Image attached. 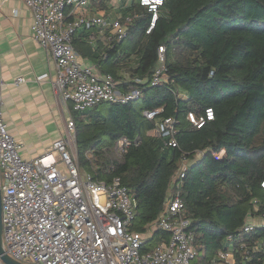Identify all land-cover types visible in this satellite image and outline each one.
Listing matches in <instances>:
<instances>
[{"label": "trees", "instance_id": "1", "mask_svg": "<svg viewBox=\"0 0 264 264\" xmlns=\"http://www.w3.org/2000/svg\"><path fill=\"white\" fill-rule=\"evenodd\" d=\"M119 10L121 17H132L124 40L100 38L94 47L88 39L93 29H79L72 43L99 73L112 75L121 92L140 89L142 95L83 112L71 105L81 167L107 182L121 178L138 201L134 228L143 231L163 211L183 158L225 147L223 162L208 153L182 179L185 217L197 248L192 264H214L220 250L243 243L250 259L237 264H264V247L253 249L264 239V227L240 230L251 217L264 220V0H164L151 32L152 13L140 0H122ZM161 46L167 81L153 86ZM207 109L214 119L201 127L188 120L190 112L199 118ZM145 110L159 112L149 120ZM167 118L179 122L177 147L150 134ZM122 137L130 146L118 159L111 147ZM169 235L157 231L147 248Z\"/></svg>", "mask_w": 264, "mask_h": 264}, {"label": "built area", "instance_id": "2", "mask_svg": "<svg viewBox=\"0 0 264 264\" xmlns=\"http://www.w3.org/2000/svg\"><path fill=\"white\" fill-rule=\"evenodd\" d=\"M33 14L32 30L38 44L55 63L56 78L50 73L37 77L50 79L56 97L77 112H83L103 102L129 103L140 99L142 91L121 92L114 77L100 75L87 65L75 50L72 37L79 29H98L111 41L126 38L132 17L107 18L106 14L80 15L69 19L67 8L87 7L93 0H23ZM164 0H140L152 13L147 32L155 27ZM16 13V11H15ZM160 65L151 84L167 81L165 47L159 48ZM25 82L24 77L15 84ZM4 97L0 83V185L2 193L3 244L5 252L25 264H192L197 256L195 235L191 221L185 217V205L180 188L186 172L206 154L223 162L227 149L197 151L194 158H183L169 190L164 209L159 217L139 231L134 228L138 201L120 177L110 182L97 179L81 167L76 144V125L73 117L66 125V136L55 140L49 149L32 159L21 155L22 144L9 131L4 120ZM159 111L145 110L143 115L154 120ZM214 119L213 109L199 118L188 114V120L201 127ZM176 118L157 123L150 134L164 139L167 147H177ZM130 140L120 138L111 151L123 158ZM93 157V151L86 153ZM95 169H97L95 167ZM264 188V181L262 182ZM257 204V201H254ZM257 207V205H256ZM264 220L249 218L240 229L241 234L263 228ZM165 231L169 239L150 249L147 241L157 231ZM230 235L228 242L233 243ZM246 245L220 250L214 264L246 262ZM264 247V239L254 250ZM241 251V253H240ZM0 264L2 261L0 259Z\"/></svg>", "mask_w": 264, "mask_h": 264}, {"label": "crops", "instance_id": "3", "mask_svg": "<svg viewBox=\"0 0 264 264\" xmlns=\"http://www.w3.org/2000/svg\"><path fill=\"white\" fill-rule=\"evenodd\" d=\"M97 2L93 0L89 6L76 10L68 7L69 19L95 14L121 17L122 0H118L119 8L113 13L111 6L106 7L109 3L102 8L96 5ZM32 24V11L23 0H0V83L5 102L4 120L22 144V157L28 160L66 136V125L72 117L71 105L56 97L51 80H37L46 73L55 79L56 67L52 56L36 41ZM107 35L93 29L88 39L96 47L100 38L108 39ZM81 57L87 65L95 67L94 63ZM19 77H24L25 82L16 85Z\"/></svg>", "mask_w": 264, "mask_h": 264}, {"label": "water", "instance_id": "4", "mask_svg": "<svg viewBox=\"0 0 264 264\" xmlns=\"http://www.w3.org/2000/svg\"><path fill=\"white\" fill-rule=\"evenodd\" d=\"M3 236H4V228L2 221V193H1V185H0V259L2 261V264H25L14 260L5 252L4 244H3Z\"/></svg>", "mask_w": 264, "mask_h": 264}, {"label": "rangeland", "instance_id": "5", "mask_svg": "<svg viewBox=\"0 0 264 264\" xmlns=\"http://www.w3.org/2000/svg\"><path fill=\"white\" fill-rule=\"evenodd\" d=\"M108 6H111V13H113L115 10L116 11L118 10V8H119V2H118V0H112L111 3H109L106 7H108Z\"/></svg>", "mask_w": 264, "mask_h": 264}]
</instances>
